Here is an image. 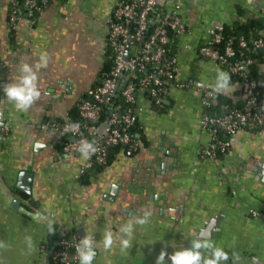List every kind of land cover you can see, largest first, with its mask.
<instances>
[{
  "label": "crops",
  "instance_id": "crops-1",
  "mask_svg": "<svg viewBox=\"0 0 264 264\" xmlns=\"http://www.w3.org/2000/svg\"><path fill=\"white\" fill-rule=\"evenodd\" d=\"M117 1L51 3L35 23L23 15L11 27L7 0H0V264H57L48 260L47 220L34 219L37 213L52 219L60 233L85 236L87 225L99 241L105 230L118 233L142 209L151 212L149 222L135 225L131 246L97 248L93 264H156L162 249L171 254L191 247L201 235L229 253L226 264H252L254 257L264 264V127L235 130L222 161L200 156L210 139L200 122L202 90L211 88L219 70L228 71L199 54L210 27L231 22L239 6L246 16L264 17V0H181L188 32L177 43L175 80L188 87H172L163 110L140 94L136 116L144 140L138 151L121 149L82 184L76 175L87 159L66 153L50 122L67 119L98 82L106 23ZM175 1L158 4L170 8ZM42 55L47 65L38 71L41 96L27 111H17L4 86L15 82L21 63L35 70ZM231 83L235 90L224 96L240 89L238 79L231 76ZM23 171L32 173L31 193L17 187Z\"/></svg>",
  "mask_w": 264,
  "mask_h": 264
},
{
  "label": "built area",
  "instance_id": "built-area-1",
  "mask_svg": "<svg viewBox=\"0 0 264 264\" xmlns=\"http://www.w3.org/2000/svg\"><path fill=\"white\" fill-rule=\"evenodd\" d=\"M52 4L62 6L63 2L53 0ZM7 6L8 19L13 24L23 17L22 14L31 23H35L36 13L42 10L41 0H7ZM181 7V0H176L170 8L160 6L158 0L117 1L106 23V39L114 60L113 66L100 84L88 90L89 96L80 106L81 121L50 122L56 131L60 134L66 133L69 137L63 146L66 153H78L79 141L82 139L94 142L97 148L81 166L76 175L77 179L94 161L106 162L111 146L121 143L131 150L139 148V140L132 137L128 127L141 107L140 94H145L152 106H162L172 87H188V84L175 80L179 72L177 58L175 54H167L171 35L180 40L188 32V23L181 14ZM153 24L155 27L150 32V25ZM224 25L225 23H218L210 27L207 32L209 41L199 46L202 57L225 67L230 76L240 82V89L231 97L234 102H240L241 107L226 113L206 112V108L217 100L210 94L211 88L202 90L203 109L200 122L210 139L200 150V156L219 161L225 159L230 152L229 141L220 137V130L231 135L239 128L255 132L256 128L264 127V80L256 79L252 73V66L257 60L244 53L242 57H237L230 41L221 45L224 41ZM239 44L246 48L249 43L241 37ZM251 46L264 50V26ZM259 63L260 71H264V61ZM119 92L130 104L125 111H121L119 104L113 101ZM105 112L108 113L106 118ZM72 124L79 125L76 132L68 128ZM81 238L83 236L78 232L71 238L63 237L53 252L54 261L57 264L80 263L75 245Z\"/></svg>",
  "mask_w": 264,
  "mask_h": 264
},
{
  "label": "clouds",
  "instance_id": "clouds-1",
  "mask_svg": "<svg viewBox=\"0 0 264 264\" xmlns=\"http://www.w3.org/2000/svg\"><path fill=\"white\" fill-rule=\"evenodd\" d=\"M47 60L45 56L40 57V61L35 65V70L29 63H21L18 71V76L15 82L8 83L4 86V93L7 100L12 103L17 111H27L41 96L38 88V71L42 67H46ZM197 87H205L199 81L196 82ZM211 87V95L215 98L216 95H228L235 90L236 85L231 83V76L228 72L219 70ZM71 131L76 132L79 128L78 124L68 126ZM66 128V130H68ZM77 151L82 157L88 159L93 155L97 148L94 142L82 139L79 141ZM142 214L136 215L133 220L119 226L118 233L111 230H105L102 233V239L96 241L94 233H92L86 225V235L79 240L75 245L76 254L80 264H93L97 256V248H101L107 252L113 249L114 246L120 248L121 251L128 249L131 246V237L135 225H145L149 222L151 215L150 211L139 210ZM34 219L47 220V228L50 233H54L53 220L37 213ZM25 241L29 250L33 249V241L31 236H26ZM4 244L0 242V248ZM166 256L168 260H166ZM235 260L240 257L233 253ZM229 260V253L224 248L216 246L210 237L199 236L191 241V247L176 248L169 254L166 249H162L156 258V264H226ZM252 264H260L257 258H253Z\"/></svg>",
  "mask_w": 264,
  "mask_h": 264
},
{
  "label": "trees",
  "instance_id": "trees-1",
  "mask_svg": "<svg viewBox=\"0 0 264 264\" xmlns=\"http://www.w3.org/2000/svg\"><path fill=\"white\" fill-rule=\"evenodd\" d=\"M52 1L53 0H47V1L41 0L42 10L46 8L49 4H51ZM59 1L64 3L66 0H59ZM41 11H38L36 13L37 17ZM9 23L11 27L12 25H14L10 21ZM263 26H264V17H262L261 15H257V14L246 16L244 13V8L239 6L238 14H236L232 18L231 22L225 23L224 25V30H223L224 41L221 43V45H224L226 41H230V43L233 45L234 49L236 50L237 57H242L244 53V54H248L251 57L255 58V60L257 61L252 66V73L254 77L259 80H264V71H260L259 69V65H260L259 62L264 61V50L253 48L251 46V43L256 37L260 36V30ZM154 27H155L154 24L150 25V28H149L150 32L154 29ZM241 37H244L246 40H248V43H249L248 47L242 48L240 46L239 41ZM177 43H178V39H176V37L173 36L172 34L170 42L168 43V52H167L168 56H173L175 54L177 50ZM105 54L106 56H105L104 64L99 74L98 82L95 85L100 84L103 81L104 76L107 73H109L111 67L114 64L111 49L109 48V46H107ZM233 78L237 80V78L235 77ZM88 96H89V93L86 92L83 98L79 101V103L70 110L67 119H62V120L57 119L56 121L70 122V123H77L78 121H81L82 118L80 116V106L82 102L86 98H88ZM167 97H168V94L166 98ZM215 98L217 100L216 103H213L212 106H208L206 108V112L210 114H221L224 112L226 113L232 109L241 107V103L234 102L231 96L216 95ZM113 101L114 103L119 104L121 111H125V109L130 106V104L126 102V100L123 98L120 92L119 94L115 96ZM154 107H156L157 110H163V108H166V104L165 102L162 106H158L154 104ZM106 115H108V113L105 112L104 113L105 118H106ZM259 129L261 128H256L255 130L257 131ZM128 130L131 133L133 138L140 140V141L144 140V137L141 135V126L138 123L137 116H135L132 119V122L129 125ZM219 135L223 139H227V140H228V137L230 136L229 134H226L225 132L221 130L219 131ZM61 138H62L61 145L63 147L64 144H66L67 141L69 140V137L67 136L66 133H61ZM121 149H123L125 152H129V147L121 143L111 146L106 162L98 163L94 161L93 165L90 168L86 169L83 173L80 174L78 181L82 184H89L95 177H97L99 173H101L108 165H110L112 161H114V159L116 158L117 154L119 153ZM137 151L138 149H133L132 153H135ZM53 227L55 230L54 233H50L48 231V237H47L48 244L46 246V251H47L48 260L51 263L53 262L56 263L53 259L54 250L59 246L60 240L63 237L71 238L73 234L70 232L60 233L58 232L55 225H53Z\"/></svg>",
  "mask_w": 264,
  "mask_h": 264
},
{
  "label": "water",
  "instance_id": "water-1",
  "mask_svg": "<svg viewBox=\"0 0 264 264\" xmlns=\"http://www.w3.org/2000/svg\"><path fill=\"white\" fill-rule=\"evenodd\" d=\"M126 57H129V54H126ZM3 126V122H1ZM31 182H32V173L28 171H23L20 174L19 181L17 184L18 188H21L23 191L31 193Z\"/></svg>",
  "mask_w": 264,
  "mask_h": 264
},
{
  "label": "rangeland",
  "instance_id": "rangeland-1",
  "mask_svg": "<svg viewBox=\"0 0 264 264\" xmlns=\"http://www.w3.org/2000/svg\"><path fill=\"white\" fill-rule=\"evenodd\" d=\"M107 30V29H106ZM106 34V33H105Z\"/></svg>",
  "mask_w": 264,
  "mask_h": 264
}]
</instances>
